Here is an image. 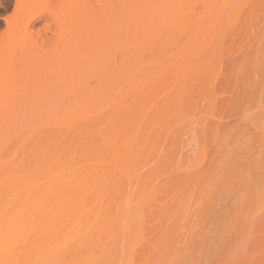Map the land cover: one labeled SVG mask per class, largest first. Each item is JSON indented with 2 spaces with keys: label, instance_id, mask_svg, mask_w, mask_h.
<instances>
[{
  "label": "rangeland",
  "instance_id": "374dc122",
  "mask_svg": "<svg viewBox=\"0 0 264 264\" xmlns=\"http://www.w3.org/2000/svg\"><path fill=\"white\" fill-rule=\"evenodd\" d=\"M106 1L0 0V264H264V0Z\"/></svg>",
  "mask_w": 264,
  "mask_h": 264
},
{
  "label": "bare ground",
  "instance_id": "6f19581e",
  "mask_svg": "<svg viewBox=\"0 0 264 264\" xmlns=\"http://www.w3.org/2000/svg\"><path fill=\"white\" fill-rule=\"evenodd\" d=\"M22 1H24L25 3H26V0H16V2H17V6H18V4H20L19 6H21L20 8H22V7H24V2H22ZM78 1V0H77ZM80 2H82L81 0H79ZM104 1H106V0H103V2ZM99 2H101V1H99ZM98 2V5H100L101 4V6L100 7H102V12L104 13L105 11H106V7H107V5H106V3L105 4H102V2L101 3H99ZM106 2H108V0L106 1ZM57 4H58V7H59V9H60V13L61 14H63L62 12H65V11H67V14L65 13V14H63V15H66V18L67 19H69L70 21H74L75 23H77V22H85V21H88V20H90L91 19V17L93 18L94 16L93 15H91V13H89V12H87L88 10H86L87 9V7L88 6H86L85 5V2H84V0H83V2H82V4L81 5H78L77 4V2L75 1V0H57ZM92 3H88V5H91ZM91 9L92 7L91 6H89L88 7V9ZM82 12H80V11ZM100 10V11H101ZM88 13L91 15V16H88ZM103 13H101V14H103ZM92 20V19H91ZM29 24L28 23H24L23 25H22V29H23V34H24V36L26 37V38H29L28 36L29 35H31L32 33H30L29 34V32H26V31H30V30H28V26ZM30 29V28H29ZM32 36H33V34H32ZM14 112V111H13ZM12 111H10V110H8V114L6 113V111L3 113L4 114V116H2V114L0 115V118H3L2 120H0V125H2V126H4V128L6 127V129H5V131L4 132H7L8 133V131H9V129L12 127V123H13V125H15V124H17L18 122H20L19 120H20V117H18L17 116V112H14L13 113ZM6 115H8V116H6ZM15 119H16V121H15ZM13 120H14V122H13ZM1 121H2V124H1ZM3 121H5V122H3ZM3 123H5V124H3ZM9 123V124H8ZM8 124V125H7ZM11 124V125H10ZM9 125H10V127H9ZM0 127V128H3V127ZM7 127H9V128H7ZM3 128V129H4ZM8 130V131H7ZM2 131V129L0 130V132Z\"/></svg>",
  "mask_w": 264,
  "mask_h": 264
}]
</instances>
